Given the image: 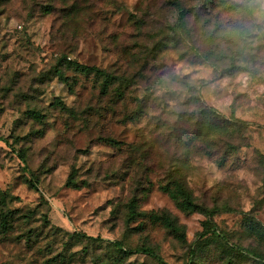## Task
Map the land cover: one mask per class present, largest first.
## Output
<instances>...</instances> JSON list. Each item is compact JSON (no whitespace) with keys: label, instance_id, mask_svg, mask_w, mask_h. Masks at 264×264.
<instances>
[{"label":"rangeland","instance_id":"obj_1","mask_svg":"<svg viewBox=\"0 0 264 264\" xmlns=\"http://www.w3.org/2000/svg\"><path fill=\"white\" fill-rule=\"evenodd\" d=\"M167 1L90 0L91 18L78 17L71 25L77 32L65 36L61 12L38 9L17 19L11 7H0V189L12 197L0 209L19 211L15 229L0 228V264H160L136 252L141 247L165 264H229L231 256L238 264H258L252 252L264 257V50L257 53L262 65L251 72L230 62L214 66L204 60L211 42L203 27L209 9L207 30L221 14L222 42L236 30L228 22L243 14L223 12L218 1L242 5L254 18L246 23L252 44L264 45L262 0H181L184 7L201 5L189 19L198 46L186 43L184 33L179 46L171 43L161 53L153 85L131 86V95L149 104L136 122L127 118L137 108L133 99L109 104L85 72L64 62L68 56L69 62L134 75L139 66L128 68L127 47L151 48L162 38L165 21L176 19ZM158 75L164 80L156 90ZM183 79L219 115L244 123L236 134L240 146L223 166L219 154L186 147L170 124H157L191 97L187 86L172 85ZM175 170L187 181L195 212L181 211L160 188ZM133 199L138 216L130 222ZM214 209L212 229L205 230L206 211ZM161 213L178 220L185 238L154 221L152 214ZM114 243L135 253L125 257Z\"/></svg>","mask_w":264,"mask_h":264},{"label":"trees","instance_id":"obj_2","mask_svg":"<svg viewBox=\"0 0 264 264\" xmlns=\"http://www.w3.org/2000/svg\"><path fill=\"white\" fill-rule=\"evenodd\" d=\"M89 1L90 0H47L45 2L42 0H0V7H11L17 19L33 17L38 9H43L45 15H55L61 12L63 29L58 31L60 33L63 32L65 36V34H68L70 31L74 34L77 32V25L75 28V26L72 27V24L77 21L78 17L85 15L91 18L88 12L90 7H87L88 4H91ZM94 2H97V0H94ZM218 2L226 9L223 12L230 11L234 14L236 12H241L243 17L232 19L228 22V26H232V28L236 29L235 33H227L226 37L223 38L221 42L218 34H221L225 30L221 21V14L218 13L216 15L218 19L217 26L210 31L206 28L212 24L213 12L210 9L207 11L206 16L208 19L205 20L203 27L207 31L206 36L207 40L211 42V47L208 55L204 56V60L211 62L214 66H217L218 63L230 62L232 68L238 66V71L251 72L250 69L252 70L262 65L263 62L259 63L260 57L258 58L257 53L259 54L261 50H264V45L260 44L254 47V43L252 44L250 40L251 33L248 32L247 28L249 26H247L246 23L248 21L249 24L253 22L254 18L252 17V12L242 5L234 4L226 6L222 1ZM167 5L176 8V19L165 21L166 26L163 28V32L160 33L162 38L158 39V42L151 48L146 44H142L143 46L135 45L127 47L126 55L129 56L130 61V63L128 62V68L131 69L132 65L136 64L139 66V69L134 75L127 76L126 74H117L119 70L113 72L97 67L85 66L75 61L69 62L68 56L64 59V62L70 65H76L80 70L85 72L87 75L86 77L89 78L88 80L93 81L94 88L99 89V97L108 98L109 104L120 100L133 99V102L137 104V108L131 111V114L127 115L130 121L136 122L140 120L148 114L149 109V104L145 96L143 98H138L131 95V91H129L131 86L135 84L143 86L146 84L153 85V78L156 76V65L161 53L170 50L172 47L170 45L171 43H174V46H179L183 42L182 35L184 33H186V43L188 41H193L191 44L196 45L197 42L194 40L196 38L195 36H198L197 30L193 27H189V19L190 16L195 13L196 8L201 5L197 4V7L186 5V7H184L181 0H168ZM59 7L61 8L59 9ZM144 21L139 23L137 28L141 29L142 26H145ZM172 32L174 37L170 35ZM131 62L135 64L131 65ZM239 62L246 65H239ZM153 64L154 67L152 66ZM246 66H248L247 69ZM60 76L62 75L60 74ZM163 80L164 77L160 75L157 76V83L155 85L156 90L159 89L157 87L158 85H163ZM172 85L182 86L184 90H186L187 86L191 90V97L185 102L175 104L173 108L160 115L157 118V124L161 126L165 123L170 124L173 132L186 138V147L191 145L201 150L203 148L206 151L205 153L210 157H216L217 154H219L217 158L223 166L231 159L232 153L240 146L236 134L241 132L244 123L240 120L227 119L225 116L219 115L212 107H208L198 94L194 95V93H198V91H193L196 88L191 85L187 79H183L182 81L174 80ZM154 90V87L148 88L149 92H154ZM243 137V135L240 136L241 139ZM211 147L217 148L219 153L208 151ZM160 188L175 200L177 207L184 213H192L198 209V205L194 201L185 177L183 174H179L178 170H175L174 174L170 177V181ZM0 199L1 208L5 206L6 201L12 199V197L0 189ZM129 208L130 222L135 221L138 216L136 199L130 202ZM216 212H218L217 209L206 211L208 219L205 223V230L212 229L213 217ZM18 215V210H7L3 212L2 209H0V228L6 231L15 229L16 221L19 219V217H17ZM152 218L155 222L165 225L172 234L177 237L185 238L183 227L179 224L178 220L171 215L167 213L152 214ZM139 228H141V226ZM80 237L82 236L80 235ZM114 245L119 247V250L125 257H129L135 253L132 250L120 248L119 243H114ZM140 251L157 259L160 264H165L162 258L153 249L141 247L137 249L136 252ZM252 253L258 257L261 262L263 260L264 263L262 254L258 252ZM260 260H256L255 263L259 264ZM239 261L240 259L238 257L231 256L229 258V264H238Z\"/></svg>","mask_w":264,"mask_h":264},{"label":"clouds","instance_id":"obj_3","mask_svg":"<svg viewBox=\"0 0 264 264\" xmlns=\"http://www.w3.org/2000/svg\"><path fill=\"white\" fill-rule=\"evenodd\" d=\"M262 2H264V0H262Z\"/></svg>","mask_w":264,"mask_h":264}]
</instances>
